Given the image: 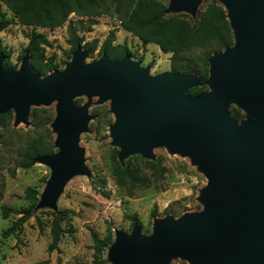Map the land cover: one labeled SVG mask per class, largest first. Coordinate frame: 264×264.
I'll return each instance as SVG.
<instances>
[{"label":"water","instance_id":"obj_1","mask_svg":"<svg viewBox=\"0 0 264 264\" xmlns=\"http://www.w3.org/2000/svg\"><path fill=\"white\" fill-rule=\"evenodd\" d=\"M227 12L234 43L208 58L210 90L192 96L203 83L196 74L151 75L150 67L126 55L86 62L81 46L62 70L35 72L26 52L17 69L0 55V116L13 111L15 125L28 123L30 107L56 102L51 123L58 150L37 159L51 169L36 206L57 209L67 180L91 176L80 135L89 131L90 103L81 96L111 101V144L118 160L139 154L155 160L153 148L188 156L207 179L202 210L155 218L152 234L139 225L115 230L108 260L113 264H264V0H219ZM201 0H169L165 12L196 17ZM232 107L245 113L239 120Z\"/></svg>","mask_w":264,"mask_h":264},{"label":"rangeland","instance_id":"obj_2","mask_svg":"<svg viewBox=\"0 0 264 264\" xmlns=\"http://www.w3.org/2000/svg\"><path fill=\"white\" fill-rule=\"evenodd\" d=\"M209 1L201 0L198 12L203 10ZM0 12L6 13L12 20L11 25L0 33V38L10 50L13 63L19 68L22 61L20 57L25 55L29 42L26 34L32 31V27L19 24L3 0H0ZM70 17L71 23L79 35L84 36L85 41L97 38L102 42L111 30L118 28L119 30L115 32V43H127L133 53L132 59L139 62L142 67H150L151 75L172 71V53H164L154 44L144 47L137 37L119 28L115 17L96 18L97 23L92 26L91 32L88 31L89 22L86 18H79L75 14H71ZM38 30L45 33L51 42V47L46 48V56L54 57L60 63V68H63V61L68 60L65 51H69L71 47L68 44V24L54 29ZM99 58L100 55L96 51L94 55H88L86 62ZM98 99L93 97L89 100L86 96L75 99L78 105L90 103L89 115L92 118L88 124L89 131L80 135L79 144L84 149L85 165L90 169L91 176L85 174L71 176L57 199V209L49 207L34 209L33 216L25 223L18 237L13 235L2 237V231L19 216L11 214L7 219L2 218L1 206L28 207L31 204L25 198L28 186L36 187L40 197L43 194L51 176V169L41 162L35 163L29 169L20 168L18 164L20 153L24 151L28 141L43 136L44 141L54 142L56 136L52 132L51 123L56 115V102L49 106L32 105L28 123L21 122L15 125L14 112L12 118L0 121V264H95L97 254L93 248L92 232L103 238L107 233V226L110 225L114 238L116 229L131 233L133 226L130 220L125 218L126 214H137L142 221V233L151 235L155 218H165L168 215L178 218L184 213L202 210L198 198L207 179L197 166L192 164L188 156L170 154L164 146L157 145L153 148L155 160H160L167 168L164 178L157 179L146 163L147 159L134 154L128 157L125 163L139 167L144 174L150 176L151 186L136 188L134 194L130 196L126 187L116 183L113 176L114 157L117 156L119 148L111 144L110 135L114 115L110 112L111 101L98 104ZM34 108L49 110L53 115L51 122L47 124L48 115L41 114L39 121L34 123L31 118ZM12 171H15V175H12ZM155 208L158 211L157 216L152 218L151 211ZM54 213L63 214L64 232L59 248L48 253L47 248L52 241ZM37 218L42 222V226H39ZM108 253L109 247L101 256L105 260L104 264H113L107 258ZM180 262L185 261L175 258L170 264Z\"/></svg>","mask_w":264,"mask_h":264},{"label":"trees","instance_id":"obj_3","mask_svg":"<svg viewBox=\"0 0 264 264\" xmlns=\"http://www.w3.org/2000/svg\"><path fill=\"white\" fill-rule=\"evenodd\" d=\"M8 9L13 13L14 19L22 26H31L32 31L26 34L28 46L26 52L30 54V63L35 72L46 76L54 71L62 70L72 59L73 52L81 46L90 56L96 51L101 56L106 55L110 60H120L126 55L133 53L127 43H115L116 34L119 29L110 31L104 41L93 39L85 41L77 29L71 23V14L79 18H86L89 22L88 31L97 23L98 17L113 16L119 23V28L137 37L144 47L148 44L159 46L164 53H172L171 70L180 74L194 73L201 82V86L189 89L188 93L196 96L208 91L205 84L209 76L208 58L215 52L223 51L234 43V35L230 22L227 19V12L219 0H210L203 10H200L196 17L187 13L165 12L169 5L168 0H3ZM12 20L6 13L0 12V33L7 29ZM68 24V44L70 50L65 51L68 57L63 61L64 67L54 57L46 56V48L51 47L48 36L40 32L39 28H58ZM200 54H196L197 52ZM0 55L5 57L4 66L6 69H16L11 58V52L3 44L0 38ZM24 55H22L23 58ZM232 116L236 119H243L245 114L236 107L231 109ZM41 114L48 115L47 124L53 116L45 108H34L31 118L34 123L39 121ZM13 117V111H8L0 116V121ZM51 136V135H50ZM52 137V136H51ZM56 152L54 142L44 141L43 136H38L30 141L23 152L20 153L18 167L23 169L31 168L37 159L43 156L52 155ZM117 157V156H116ZM115 159L113 176L118 185L126 187L130 196L136 188H148L152 184L151 177L130 164L122 165ZM146 159V158H145ZM146 163L153 170L157 179L164 178L167 168L160 160L147 159ZM15 175V171H12ZM105 183V181H103ZM104 193V192H103ZM105 194V193H104ZM40 193L36 187L28 186L25 191V198L31 202L28 207L15 208L7 205L1 206L2 218L7 219L11 214L19 217L1 235L7 238L11 235L18 237L25 223L33 216L34 209L40 200ZM1 200V196H0ZM157 209L151 211V217L157 216ZM125 218L130 220L132 226L142 227V221L137 214H126ZM62 213H54L52 224V241L47 248L48 253L59 248L64 229ZM39 226L42 222L37 218ZM93 248L97 254L95 264H104L103 252L114 242V232L110 225L107 226L106 235L101 238L96 232H92ZM48 260L46 261V263ZM178 264H188L180 262Z\"/></svg>","mask_w":264,"mask_h":264}]
</instances>
